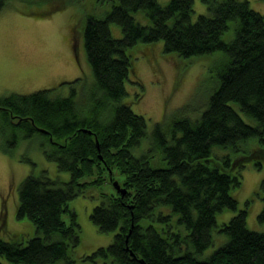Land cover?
Returning <instances> with one entry per match:
<instances>
[{"label":"trees","instance_id":"obj_1","mask_svg":"<svg viewBox=\"0 0 264 264\" xmlns=\"http://www.w3.org/2000/svg\"><path fill=\"white\" fill-rule=\"evenodd\" d=\"M7 1L0 0V11ZM51 1L33 4L51 12ZM100 1L101 14L89 15L83 27L94 78L88 90L76 96L73 89L66 98H54L50 90L0 97V138L6 141L0 149L8 153L40 139L46 160L70 175L67 183L46 173L23 180L17 216L30 220L36 235L27 242L0 238V258L8 264H76L70 252L80 244V226L69 203L103 184L104 173L116 182L117 170L126 193L103 195L90 216L101 233H115L114 241L87 257L91 264H264V233L248 228V212H237L232 195L242 186L244 168L233 155L248 143H257L255 154L264 155V15L238 0H201L208 15L196 21L194 0ZM113 24L122 38L113 37ZM160 42L164 53L184 60L221 57L212 68L216 87L205 109L197 116L180 110L149 134L147 119L126 101V85L139 45ZM95 170L97 178L79 183ZM224 210L237 214L218 226ZM64 213L71 214L70 225ZM258 220L264 224V209ZM215 231L228 242L200 259Z\"/></svg>","mask_w":264,"mask_h":264},{"label":"rangeland","instance_id":"obj_2","mask_svg":"<svg viewBox=\"0 0 264 264\" xmlns=\"http://www.w3.org/2000/svg\"><path fill=\"white\" fill-rule=\"evenodd\" d=\"M238 1L248 2L252 10L264 15V0ZM76 2L52 0L46 2L51 12H44L47 11L46 6L34 5V0L7 1L0 11V97L50 90L54 98H66L73 89L79 96L92 86L94 78L83 46V27L89 15L101 14V1ZM158 2L166 5L170 0ZM194 11V21L201 15H208V9L201 0H194ZM111 32L115 39L122 38L117 25H111ZM163 47V42L139 45L133 54L131 82L126 85L129 93L126 101L135 114L147 119L149 134L156 123L180 110L185 109L192 116H197L205 109L216 87L212 68L221 57L217 54L184 60L175 54L164 53ZM78 79L81 81L76 83ZM2 140L0 138V145L4 148L6 141ZM144 142L147 145L149 141L146 139ZM254 145L248 143L242 152L233 155L234 163L244 168L242 186L233 190L232 195L238 200L237 212H248V228L264 233V224L258 220L264 209V155L255 154L259 147ZM220 153L227 154L224 150ZM250 154L253 155L248 159ZM32 173H46L64 183L70 181L68 173L58 171L55 163L46 160L40 149V139L23 141L8 153L0 149V238L6 241L27 242L36 235L33 223L17 216L19 187ZM103 176L106 178L103 184L88 188L85 195L69 203V209L76 215L80 226V244L70 252L76 264H91L86 258L100 248L109 247L114 241L115 233H101L90 219L92 210L100 204L103 195L118 193L115 182L108 179L109 175L104 173ZM97 177L98 170H95L93 175L81 178L79 183L91 182ZM114 178L116 183L124 179L117 170ZM237 212L224 210L219 213L218 226L229 223ZM71 219L70 213L62 215L67 225L71 224ZM227 242L225 234L215 231L214 244L200 259L208 258ZM0 261L8 264L4 258Z\"/></svg>","mask_w":264,"mask_h":264},{"label":"water","instance_id":"obj_3","mask_svg":"<svg viewBox=\"0 0 264 264\" xmlns=\"http://www.w3.org/2000/svg\"><path fill=\"white\" fill-rule=\"evenodd\" d=\"M114 186H115V188L117 189V191H118L119 193H122L123 195L126 193V191H125L124 189H122V188L119 186L118 183L115 182V183H114ZM131 255H132L133 258H135V255H134L133 253H131ZM140 263L144 264L143 260H140Z\"/></svg>","mask_w":264,"mask_h":264}]
</instances>
